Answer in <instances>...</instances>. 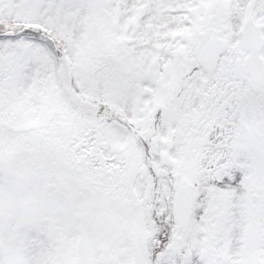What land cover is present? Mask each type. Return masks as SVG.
<instances>
[{
  "label": "snow or ice",
  "instance_id": "snow-or-ice-1",
  "mask_svg": "<svg viewBox=\"0 0 264 264\" xmlns=\"http://www.w3.org/2000/svg\"><path fill=\"white\" fill-rule=\"evenodd\" d=\"M0 264H264V0H0Z\"/></svg>",
  "mask_w": 264,
  "mask_h": 264
}]
</instances>
